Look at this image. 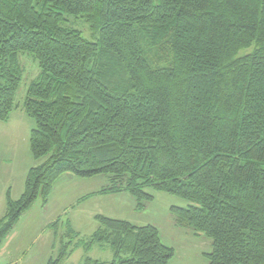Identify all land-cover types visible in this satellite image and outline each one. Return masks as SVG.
Wrapping results in <instances>:
<instances>
[{"label":"trees","instance_id":"trees-1","mask_svg":"<svg viewBox=\"0 0 264 264\" xmlns=\"http://www.w3.org/2000/svg\"><path fill=\"white\" fill-rule=\"evenodd\" d=\"M20 52L40 68L23 111L35 122L33 158H48L20 198L7 192L0 246L62 175L106 174L97 194L129 193L138 208L149 187L189 201L171 208L175 226L212 240L209 264H264V0H0L1 122L17 108ZM96 219L88 239L69 225L62 239L76 243L48 264L104 244L115 259L83 264L176 254L153 225Z\"/></svg>","mask_w":264,"mask_h":264},{"label":"rangeland","instance_id":"rangeland-1","mask_svg":"<svg viewBox=\"0 0 264 264\" xmlns=\"http://www.w3.org/2000/svg\"><path fill=\"white\" fill-rule=\"evenodd\" d=\"M71 26L81 30L86 39L95 41L88 24L82 19H71ZM19 57L24 72L16 95L17 108L7 122L0 121V219L6 211L7 191L10 190L12 199L20 198L30 168L48 158H33L30 133L35 122L23 111L28 86L39 76L40 68L31 53L20 52ZM108 180L106 174L88 179L70 173L62 175L53 186L48 205L42 207L39 198L21 216L0 246V264H48L50 259L59 256L63 243H76L74 238L62 239V234L69 231V225L75 232L73 236L80 235L79 239H88L100 226L96 219L98 215L127 220L137 226H155L159 230L161 242L175 249L176 254L169 264L210 263L207 254L212 252V240L203 233L197 235L191 230L175 226L171 208L186 207L189 201L149 187L145 192L152 195L153 199L144 201V206L138 208L136 198L129 193L97 194L108 184ZM57 220H60L59 225L53 226ZM87 257L99 261L115 259L111 248L104 244L96 245L90 251L77 248L63 264H83Z\"/></svg>","mask_w":264,"mask_h":264},{"label":"crops","instance_id":"crops-1","mask_svg":"<svg viewBox=\"0 0 264 264\" xmlns=\"http://www.w3.org/2000/svg\"><path fill=\"white\" fill-rule=\"evenodd\" d=\"M8 192V191H7ZM7 194V193H6ZM3 200V199H2ZM2 200H1V202H2ZM5 202H6V196H5Z\"/></svg>","mask_w":264,"mask_h":264}]
</instances>
